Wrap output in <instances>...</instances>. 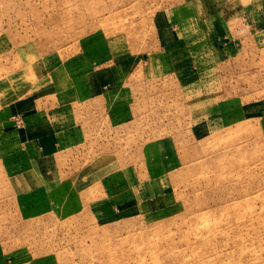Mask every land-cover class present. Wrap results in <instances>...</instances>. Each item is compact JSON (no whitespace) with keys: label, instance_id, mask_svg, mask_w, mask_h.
Listing matches in <instances>:
<instances>
[{"label":"rangeland","instance_id":"obj_1","mask_svg":"<svg viewBox=\"0 0 264 264\" xmlns=\"http://www.w3.org/2000/svg\"><path fill=\"white\" fill-rule=\"evenodd\" d=\"M0 264H264V0H0Z\"/></svg>","mask_w":264,"mask_h":264},{"label":"crops","instance_id":"obj_2","mask_svg":"<svg viewBox=\"0 0 264 264\" xmlns=\"http://www.w3.org/2000/svg\"><path fill=\"white\" fill-rule=\"evenodd\" d=\"M98 82L100 83V81H98ZM100 84H101V83H100ZM100 84H99V85H100ZM102 86H103V85H102ZM117 89H119V88H117V87H115V85H113V87H112V89H111V90H113V93H112L113 96L117 94ZM100 98H101V96H100ZM110 103H111V104H114V103L111 102V101H110ZM108 108H111V106L108 105ZM28 118H29V117H28ZM25 121H26V120H25ZM25 123H26V122H25ZM153 145H154V146H158L157 144H153ZM159 153H161V152H159ZM163 157H166V155H164Z\"/></svg>","mask_w":264,"mask_h":264}]
</instances>
